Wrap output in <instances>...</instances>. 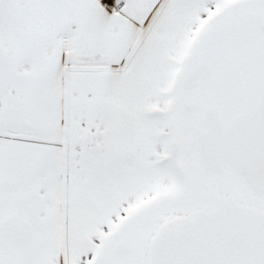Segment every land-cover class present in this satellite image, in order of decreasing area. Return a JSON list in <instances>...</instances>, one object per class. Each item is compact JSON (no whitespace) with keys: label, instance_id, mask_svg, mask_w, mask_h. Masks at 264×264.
Instances as JSON below:
<instances>
[{"label":"snow or ice","instance_id":"obj_1","mask_svg":"<svg viewBox=\"0 0 264 264\" xmlns=\"http://www.w3.org/2000/svg\"><path fill=\"white\" fill-rule=\"evenodd\" d=\"M0 264H264V0H0Z\"/></svg>","mask_w":264,"mask_h":264}]
</instances>
